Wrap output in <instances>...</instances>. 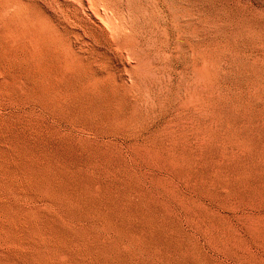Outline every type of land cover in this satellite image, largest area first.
<instances>
[{"label":"rangeland","instance_id":"1","mask_svg":"<svg viewBox=\"0 0 264 264\" xmlns=\"http://www.w3.org/2000/svg\"><path fill=\"white\" fill-rule=\"evenodd\" d=\"M200 1V54L167 49L178 100L148 114V85L108 52L135 120L112 133L56 109L49 54L14 22L19 45H0V264H264V0ZM22 2L85 49L60 18L70 0Z\"/></svg>","mask_w":264,"mask_h":264},{"label":"bare ground","instance_id":"2","mask_svg":"<svg viewBox=\"0 0 264 264\" xmlns=\"http://www.w3.org/2000/svg\"><path fill=\"white\" fill-rule=\"evenodd\" d=\"M70 1L64 2L60 10H58L59 8L57 10L65 24L80 29V34H75L74 31L73 33L74 37L85 47L80 51L81 53L72 48L69 38L71 31L65 25L62 26L56 22L49 12L36 8V4L35 8L33 7L34 9L30 11L29 3L22 2V0H0V45L8 49L13 42L14 44L18 43L15 37L18 33L15 31L16 27L22 29L24 33L26 31L33 32L35 35L33 36L35 37L33 46L37 49L41 46L43 49L41 48V51L38 49V51L41 53L43 50L49 54L46 57L47 54L44 53L46 60L41 59H44L47 67L50 68V72L45 73L42 78L50 83L51 88L47 87L48 89L44 90L64 117L72 123L81 121L88 124L86 127L91 130L109 133L118 129V125L125 126L135 121L122 119V96L125 94L122 95L123 91L117 87L120 85L119 82H122L120 69L113 63L108 52H112V58L117 60L121 68L123 60L132 61L133 65L130 64L127 71L130 75H140L141 79L139 80L148 85L147 88L144 87L148 91V96L150 95L148 98L145 94V99L151 100V102L148 100L151 105H148L150 104L148 101H144V109L148 114L153 113L152 101L159 98V95L168 96V101L178 100V95L171 88L170 71L173 60L167 49H174V44H176L178 56H182L186 62H189L186 57L187 50L197 51L200 54L198 50L201 47L203 26L200 0ZM76 6L85 13L86 19L78 13L79 9L77 10ZM14 22L19 26L14 27L16 24ZM20 43L21 46L26 47V42V44L23 41ZM194 70L196 71V69ZM197 72L195 80L197 79L199 82L201 73L199 70ZM130 81L132 82V80ZM134 82L137 80L132 84ZM177 82L179 81L177 80ZM132 84L131 87L136 85V83ZM83 103L91 104L90 107L93 109L85 110L82 106ZM168 106H171L170 102H168ZM134 107L143 110L142 106L135 104ZM161 107L165 108L162 105ZM199 114L201 115V113ZM138 116L133 117L137 120Z\"/></svg>","mask_w":264,"mask_h":264}]
</instances>
